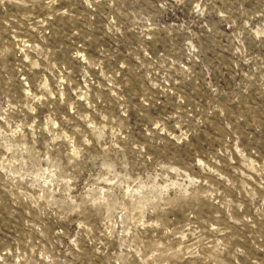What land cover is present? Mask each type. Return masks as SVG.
Instances as JSON below:
<instances>
[{"label": "rangeland", "instance_id": "1", "mask_svg": "<svg viewBox=\"0 0 264 264\" xmlns=\"http://www.w3.org/2000/svg\"><path fill=\"white\" fill-rule=\"evenodd\" d=\"M0 264H264V0H0Z\"/></svg>", "mask_w": 264, "mask_h": 264}]
</instances>
